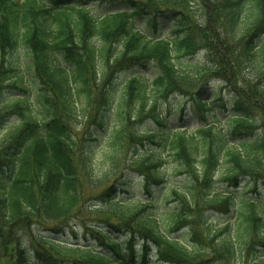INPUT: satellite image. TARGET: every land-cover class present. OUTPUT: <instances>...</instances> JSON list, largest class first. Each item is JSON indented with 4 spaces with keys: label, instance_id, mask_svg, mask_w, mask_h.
Instances as JSON below:
<instances>
[{
    "label": "trees",
    "instance_id": "1",
    "mask_svg": "<svg viewBox=\"0 0 264 264\" xmlns=\"http://www.w3.org/2000/svg\"><path fill=\"white\" fill-rule=\"evenodd\" d=\"M21 47L26 63H11ZM213 79L233 88L230 134L170 126L174 97L207 121L223 99L205 100ZM0 102V129L22 119L0 134V264H264L261 201L214 187L220 165L233 187L264 178V0H0ZM167 185L170 231L188 228L190 247L155 216Z\"/></svg>",
    "mask_w": 264,
    "mask_h": 264
},
{
    "label": "rangeland",
    "instance_id": "2",
    "mask_svg": "<svg viewBox=\"0 0 264 264\" xmlns=\"http://www.w3.org/2000/svg\"><path fill=\"white\" fill-rule=\"evenodd\" d=\"M207 4L210 3L211 0H204ZM192 12L196 15V20L198 21L199 25H202V19H201V10L199 9V6L197 4L192 3ZM105 10L102 7H92V13L97 18H100L104 14ZM140 24H143V22L140 21ZM118 50V49H117ZM9 61L14 64H24L25 61V55L23 48H19L16 50L9 58ZM207 61L205 53L203 51L199 52L194 58H192L188 63H201L205 64ZM99 70L104 71L106 68L105 62L101 59L97 60ZM130 71L127 70H121L117 73H114V77H120L122 79H126L129 76ZM256 73V72H255ZM150 78L152 77V70H149L147 73ZM231 74V73H230ZM243 77L247 79H251L255 77V74L253 71H247L245 70L243 72ZM240 78V75H239ZM245 80L239 79L238 86L245 87L246 84L244 83ZM210 84H212L210 87V93L209 95L205 96V100H208L212 94H216L217 96L222 97L223 99L219 103H211V110L207 111L206 118L207 121H199L197 117V110L195 106L192 103H187L182 97H174L172 99V102L170 105L162 104L160 106V112L163 116V118H166L169 120L170 126H172L175 129H181L185 130L187 125L188 130L186 131L188 134H196L197 130L204 129L208 130V128H213V134H230L232 128L234 125L230 122V117L233 112V106L230 105L233 97L234 92H232V87H225L218 79H213ZM6 91V90H4ZM251 90H246V93H249ZM1 103V102H0ZM180 103L183 105L182 110H179ZM181 118H183V121H181ZM21 118L19 116H13L7 119L3 122V125L0 129V134H6L8 131L13 130L17 125L20 124ZM254 125L258 128L256 134H261L262 132V125L263 121L261 118L257 119V121L254 122ZM153 128L155 125L149 121L144 128ZM81 128V127H80ZM91 128V125L89 126ZM80 130L79 128H77ZM84 129V128H83ZM82 134V132L80 133ZM199 160H202L201 157L198 158ZM200 167V166H199ZM198 169L200 170L201 168ZM166 174L171 175L173 171V164H169L168 167L164 170ZM226 168L222 165H220L219 169L216 171L214 175V187L217 191H219L221 194L228 193V194H234V201L235 204L240 199L244 198H258L259 201L262 203L263 213H264V178L263 176L259 177H250V178H240V184L238 187H233L230 182L224 181L223 176H225ZM263 178V179H260ZM172 183L180 184L181 186L185 187L186 185H189V181L184 177H174L172 178ZM171 187L169 185L164 186L160 189V191L156 195V200L159 204V213L156 216V218L159 219L162 230L166 234H168L170 237L177 238L182 243H184L186 246L190 247L191 241L189 239V229L188 228H182L180 231L172 233L170 231V222L172 219V209L173 204H169L170 200L167 198L168 192H170ZM133 190L136 192L140 191L139 187H134ZM92 203V202H91ZM90 203V204H91ZM224 214H222L221 211H209L208 217H210L211 221L216 224L217 222H220L223 218ZM233 218V217H232ZM77 224V225H76ZM70 226L64 224L62 227H65V235L63 237L64 240L75 242V239L71 233V227H74L75 230L78 231V236L80 239H82V235L84 233L83 228L79 227V223L77 221H71L69 223ZM81 225V224H80ZM71 228V229H70ZM33 231L35 233H42L45 232L42 229V226H36L33 228ZM47 234V233H46ZM61 236V234L59 235ZM190 242V243H189ZM140 241L137 242L136 250L141 251ZM264 254V251H262ZM155 258V257H154ZM264 258V256L262 257ZM236 264H240V259L237 260Z\"/></svg>",
    "mask_w": 264,
    "mask_h": 264
}]
</instances>
